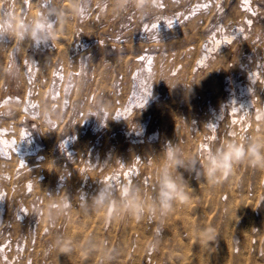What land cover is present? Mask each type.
<instances>
[{"label": "rangeland", "instance_id": "rangeland-1", "mask_svg": "<svg viewBox=\"0 0 264 264\" xmlns=\"http://www.w3.org/2000/svg\"><path fill=\"white\" fill-rule=\"evenodd\" d=\"M2 137L0 264H264V0H0Z\"/></svg>", "mask_w": 264, "mask_h": 264}, {"label": "clouds", "instance_id": "clouds-1", "mask_svg": "<svg viewBox=\"0 0 264 264\" xmlns=\"http://www.w3.org/2000/svg\"><path fill=\"white\" fill-rule=\"evenodd\" d=\"M38 31L39 26H37L36 31L33 32L34 38ZM249 152L252 153L253 158L258 163H264V155L261 154L259 146L253 145L249 149H245L243 145L229 144L216 154L208 157L209 176L214 175L218 168L231 169L234 162L243 159ZM168 159L172 162L175 168L182 166L181 162L176 160L171 153L168 154ZM173 172H170L166 167L165 172L160 179L159 204L164 209L171 207L172 200L186 197L185 185L182 183V176L179 174L174 175ZM103 198V194H101L100 199L102 200Z\"/></svg>", "mask_w": 264, "mask_h": 264}, {"label": "bare ground", "instance_id": "bare-ground-1", "mask_svg": "<svg viewBox=\"0 0 264 264\" xmlns=\"http://www.w3.org/2000/svg\"><path fill=\"white\" fill-rule=\"evenodd\" d=\"M245 1H247V0H245ZM243 2H244V1H243ZM247 3H248V2H247ZM248 4H249V3H248ZM240 5H241V4H240ZM244 5H245V7H246L247 4L244 3ZM249 6H250V5H249ZM249 6H248V7H249ZM243 7H244V6H243ZM203 44H204V43H203ZM215 44H216V43H215ZM202 47H203V46H202ZM206 47H207V46H206ZM206 49H208V48H206ZM207 51H208V50H207ZM202 55H203V57H202L203 60H205V55H206V54H202ZM202 58H201V59H202ZM201 62H202V60H201ZM238 68H239V67H238ZM217 71H218V70H217ZM217 71H216V72H217ZM239 71H240V70H239ZM239 71H238V73H239ZM250 71H251V70H250ZM254 73H255V72H254ZM208 74H209L208 77L210 78L209 81H208V83H209V87H210V90H211V91H215V90H217L218 87H219V83H218L219 78H217V76H215V72H214V70H213V66H212L211 69L208 71ZM221 74H222V73H221ZM250 74H251V73H250ZM246 76H247V75H246ZM254 76H255V74H254ZM223 77H224V76H223ZM249 77H250V76H249ZM249 77H248V78H249ZM241 80H242V79H241ZM252 81H254V78L252 79ZM243 83H244V82H243ZM222 84H223V83H222ZM226 84H228V82H226ZM245 84H246V83H245ZM245 84H244V86H245ZM237 85H238V84H237ZM246 85H247V84H246ZM225 86H226V85H225ZM242 86H243V85H242ZM247 88H248V87H247ZM250 88H251V87H250ZM244 89H245V87H244ZM249 90H251V89H249ZM235 91H236V89H235ZM235 91H234V92H235ZM239 91H240V90H239ZM243 91H244V90H243ZM247 91H248V89H247ZM252 91H253V90H252ZM244 92H245V91H244ZM244 92H243V93H244ZM205 93H206V92H205ZM208 93H209V92H208ZM226 93H227V92H226ZM251 93H252V92H251ZM212 94H213V93H212ZM214 94H215V93H214ZM214 94H213V95H214ZM237 94H238V93H237ZM241 94H242V93H241ZM241 94H239V95H241ZM213 95H212V96H213ZM232 95H233V94H232ZM237 96H238V95H237ZM237 96H236V97H237ZM250 97H251V96H250ZM250 97H248V96L246 97V96H245V99H243V101L241 100V102L238 103V104H239V107H240V106H241V107H242V106H245V107L249 108L250 105L252 104V101H253ZM254 97H255V96H254ZM221 98H222V97H221ZM233 98H234V97H233ZM237 98H238V97H237ZM237 98H235V99H237ZM241 99H242V98H241ZM237 100H238V99H237ZM254 100H255V98H254ZM262 100H263V99H262ZM206 101H207V100H206ZM208 101H209V100H208ZM217 101H218V100H217ZM232 101H234V100L232 99L231 96H228L226 99L222 100V101H221V103H222L221 106L227 105V106H225L226 108H225V107H222V109H227V108L229 107L228 109L232 108V110H233V109H234V110H236V109L238 110V107H237V108H236V107H233V106H236V105H235L234 103H232ZM235 101H236V100H235ZM239 101H240V100H239ZM197 102H198V101H197ZM262 102H263V101H262ZM208 103H209V102H208ZM218 103H220V102H218ZM238 104H237V105H238ZM201 105H202V104H201ZM201 105H200V107H201ZM221 106L219 107V105H218L219 108H218L217 110H219V109L221 108ZM198 107H199V106H198ZM200 107H199V108H200ZM211 107H212V106H211ZM252 107H254V106H252ZM180 108H181V107H180ZM247 108H246V109H247ZM242 109H243V107H242ZM246 109H245V110H246ZM184 110H185V109H184ZM211 110H212V108H211ZM220 110H221V109H220ZM232 110H230V111H232ZM208 111H209V110H208ZM209 112H210V111H209ZM222 112H224V110H223ZM246 112H247V110H246ZM200 113H201V112H200ZM219 113H220V112H219ZM226 113H227V112H226ZM253 113H254V112H253ZM255 113H256V115H259V114H257V112H255ZM223 114H224V113H223ZM246 114H247V113H246ZM219 115H220V114H219ZM229 115H230V113H229ZM211 116H212V115H211ZM213 116H214V115H213ZM220 116H222V115H220ZM230 116H231V115H230ZM230 116H229V118H230ZM260 116H261V115H260ZM203 117H204V116H203ZM233 117H235V116H233ZM245 117L248 118L247 115H246ZM254 117H255V116H254ZM258 117H259V116H258ZM227 118H228V117H227ZM256 118H257V116H256ZM259 118H260V117H259ZM209 119H210V118H209ZM235 119H236V118H235ZM232 120L234 121V119H232ZM228 121H229V120H228ZM207 122H208V121H207ZM231 122H232V121H231ZM208 124L210 125L211 123L208 122ZM256 126H257V125H256ZM211 127H212V126H211ZM211 127H210V128H211ZM257 128H258V127H257ZM208 129H209V127H208ZM0 140L3 141V140H4L3 137H2V139H0ZM5 141H6V140H5ZM22 141H23V140H22ZM23 144H24L23 142H20V143H19V145H23ZM36 145H37V144H36ZM36 147H37V146H36ZM109 207H110V205H109ZM109 210H110V209H109Z\"/></svg>", "mask_w": 264, "mask_h": 264}, {"label": "snow or ice", "instance_id": "snow-or-ice-1", "mask_svg": "<svg viewBox=\"0 0 264 264\" xmlns=\"http://www.w3.org/2000/svg\"><path fill=\"white\" fill-rule=\"evenodd\" d=\"M21 166L23 167V164Z\"/></svg>", "mask_w": 264, "mask_h": 264}]
</instances>
